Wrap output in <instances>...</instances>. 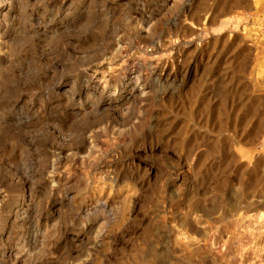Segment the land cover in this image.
<instances>
[{
    "label": "rangeland",
    "instance_id": "1",
    "mask_svg": "<svg viewBox=\"0 0 264 264\" xmlns=\"http://www.w3.org/2000/svg\"><path fill=\"white\" fill-rule=\"evenodd\" d=\"M216 1L191 10L211 16ZM187 2L0 0V264L14 247L11 264H226L230 250L234 264H264V207L245 209L261 201L264 163L246 169L242 125L219 130L225 66L209 25L187 44ZM248 29L261 44L242 57L245 78L264 97V22ZM226 198L235 214L205 216ZM188 221L209 239L203 254Z\"/></svg>",
    "mask_w": 264,
    "mask_h": 264
},
{
    "label": "bare ground",
    "instance_id": "2",
    "mask_svg": "<svg viewBox=\"0 0 264 264\" xmlns=\"http://www.w3.org/2000/svg\"><path fill=\"white\" fill-rule=\"evenodd\" d=\"M216 2H217V8H215V11H213L212 13L210 12L211 16H208V15L206 16L205 14L206 12L203 15V10L200 11L201 5H199L196 8V10H191V5L195 3L191 4L190 0L189 2H187L190 4L189 5L190 6L189 24H188V27L185 29V33L190 38L187 44H189L190 46L193 45L194 44L193 41L195 37H197L199 39L198 42L202 44L203 43L202 35L205 33L206 26L209 25L211 27L210 34L214 36V39L212 41V50L214 51L217 48L221 50V52H219L220 50L219 51L216 50V51L217 53L219 52V55H218L219 62H221L225 66L222 69L223 73L221 74L218 82L220 83L219 94L221 95V98H222L221 102L219 103L220 104L219 107L221 108V110L225 111V114L227 117L224 118V120L221 118V121H220L221 124L220 123L218 124L219 130L226 129V131H229V130L235 131L237 127H241L242 125V128L244 129L243 131L246 134L242 135L235 142L234 145H239L240 143L242 144L243 150L240 151L242 153V160L246 161L245 163L249 164L250 166L252 165L251 168L246 167V169L249 170L250 172H254V171H257L259 168H261L264 163V145L262 146L260 150L258 148L260 141L264 139V113L260 114L259 112L257 115L253 117L244 119L245 117L244 112L248 113L249 110L251 111L253 107H255L258 110L261 106H264V97L261 94L262 88H261L260 81L256 80L253 84L252 82H250L249 79L245 78L246 66H245V62L243 61L242 57H244L243 56L244 54L247 56L253 55V52H255V49L257 48L256 44H261V42L258 39L256 38L253 39L251 36L250 37L252 39H248L250 38L249 37L250 31L248 27L251 24L252 26L258 25V22L260 21L264 22V19L259 20L258 18V15H260L261 12L264 11V9L260 4L261 1H258V0H217ZM205 11H207V9ZM200 12H202L201 16L199 14ZM198 54H199L200 60L202 59L212 60L213 59V53L208 52V50H203L201 53H198ZM234 64H235V68H232ZM208 81H209V78H206L204 81V84L202 85V91L207 90ZM146 90L147 89L144 86H140L138 84L132 85V91L138 95H145ZM128 97L129 96H126L124 100L128 99ZM237 98L240 103L238 105H241V107L243 106L240 110L241 112L238 111L237 106H234L236 104L235 101L237 100ZM202 100L205 101L206 107L210 106L211 99L202 98ZM226 112H229V113L227 114ZM242 112L244 114V117L242 116V118H240L241 117L240 115L242 114ZM213 128H216V127H212V129ZM144 136L148 137V135H144ZM150 136L151 134H149V137ZM232 143L230 142L229 146ZM155 148L156 147L154 145L149 146L150 150H153ZM235 155L234 154L230 155V150H228L226 159L234 160ZM250 180H252L253 183H256L253 177L252 178L250 177ZM22 192H23L22 193V198H23L25 197V192L24 191ZM263 192L264 191H261V189L257 191V194L261 195L259 196L261 198V201H258L257 199H255L252 201V203L247 204L245 206V209H251L252 211H257V212L261 211L264 207L263 206V203H264V193ZM219 206H222L223 208L227 209V211L223 213L224 220H227L228 217L232 216V213L235 214L239 209V205L236 202V200L226 198L223 201V204H215L214 206L212 205V208L205 209L204 211L205 216L214 214L218 210ZM1 225L2 224L0 223V232H2ZM186 227L188 228L187 230L190 234L200 237L198 240L199 242L196 243V247H195L196 251L199 254L201 253L203 254V252L205 253L206 249L203 246H205V243L209 241L207 236H205V234H203L201 231L196 229L194 225L189 221L186 223ZM255 239L256 237H254L252 240H255ZM231 241H233V239ZM203 243L204 245H202ZM213 243L217 244V239H214ZM199 254H198V259H201V256ZM228 255H230L231 257H230V261H225L226 264H234L236 260L234 256V251L230 250L228 252ZM216 256H211V258L208 261L202 258L201 264H223L221 259L217 258ZM18 259H19L18 252H17V249L14 247V249H11L10 251L5 252V257H3L1 261L11 264L13 263V261H17Z\"/></svg>",
    "mask_w": 264,
    "mask_h": 264
}]
</instances>
